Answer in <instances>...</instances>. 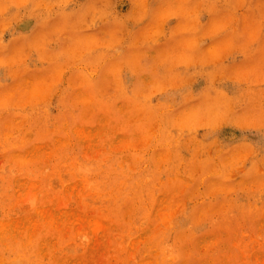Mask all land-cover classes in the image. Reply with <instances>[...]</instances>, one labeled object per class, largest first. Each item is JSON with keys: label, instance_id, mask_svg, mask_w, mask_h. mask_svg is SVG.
<instances>
[{"label": "rangeland", "instance_id": "374dc122", "mask_svg": "<svg viewBox=\"0 0 264 264\" xmlns=\"http://www.w3.org/2000/svg\"><path fill=\"white\" fill-rule=\"evenodd\" d=\"M149 3L155 20L137 25L144 12L140 0H90L89 6H106L110 15L94 27L87 15L79 38L115 44L126 57L147 52L165 61L162 72L171 68L175 87L165 95L159 77L145 76L143 91L155 94V105L157 98L167 101L190 89L197 99L185 110L184 124L195 131L157 121L147 109L129 115L127 96L114 101L115 87L104 73L90 102L76 69L56 72L52 58L71 46L72 35L57 32L59 8L46 25L37 27V19L13 24L0 40V80H6L0 100L9 104L0 114V192L10 214L0 228L20 245L46 229L43 252L56 264H159L163 233L192 207V230L180 238V264H264V0ZM237 33L245 42L230 45L227 37ZM202 34L208 43L196 63L185 66L187 49ZM250 36L257 39L251 47ZM245 81L255 82L250 91ZM69 85L73 90L62 101ZM77 98L82 103L69 117L68 104ZM233 99L241 105L232 118L217 121L219 101ZM66 154L77 162H59ZM41 188L50 197L42 209L35 195ZM29 205L39 210L25 215ZM209 217L215 225L197 234Z\"/></svg>", "mask_w": 264, "mask_h": 264}, {"label": "clouds", "instance_id": "9594fccd", "mask_svg": "<svg viewBox=\"0 0 264 264\" xmlns=\"http://www.w3.org/2000/svg\"><path fill=\"white\" fill-rule=\"evenodd\" d=\"M144 6V12L140 18L136 21L139 25L141 21L147 20L149 25L155 20V13L157 10L151 9L149 0H140ZM203 2V0H201ZM90 0H0V40L3 37V31L11 28L13 24L22 23L24 20L37 19V27L46 25L48 20L53 18V9L59 8L60 11L56 13L59 19L62 21V27L57 29L59 34L64 32L72 33L68 39L71 42V46L61 52H59L54 58L52 63L57 65L56 72L63 74L65 71L76 69L80 76L84 78V83L81 85L89 93V101L95 100V88L96 82L101 73H104V80L115 87L113 94L114 101H118L121 95L127 96L130 102L129 115L136 109L149 110L153 113L155 119L160 122H166L170 125L181 128L182 131L189 134L195 131V127L187 126L184 124V113L187 108L193 106V102L197 99L191 93L190 89L178 92L176 96L171 97L169 100L164 101L162 99H156V104L153 105L152 100L155 94L146 96L143 89L145 87L143 77H159L156 81L158 86L164 90V94H167L168 89L175 87V84L168 77V71L171 68L162 72L165 69V61L153 60L147 52L142 55L134 57H126L122 48H117L115 44H89L83 39L79 38L80 25L85 23V17L91 15L93 17L92 23L89 27L97 26V20L102 17L110 15L105 9H97L94 5L89 6ZM86 9V11H84ZM41 10L45 14L43 20L39 19ZM202 19V17H201ZM203 27V25H201ZM261 30H264V18L261 20ZM199 31V29H197ZM162 34V33H161ZM23 36V33L17 34ZM129 37L135 38V32L130 31ZM168 39H172L173 36L169 35ZM229 44L231 45L235 41L245 42L243 33H237L233 36L227 37ZM119 43V42H117ZM208 43L206 35L202 34L198 43L194 48L189 47L186 52L187 59L185 60V66L194 65L196 60L194 59L198 52H200L204 45ZM246 43L249 47L256 45L257 39L255 37H248ZM135 44L130 45L134 47ZM98 48H103L104 51L97 52ZM38 51V49H35ZM235 62L237 57H231ZM40 58L38 57L37 62ZM111 62V63H110ZM4 65V61L0 60V67ZM244 83L250 86L254 81H245ZM260 83H264L261 80ZM6 84V80H0V87ZM53 89L60 87V81L54 80L52 83ZM182 87V86H181ZM72 86L63 90L61 100L63 101L72 91ZM82 102L79 98L69 102L68 108L69 117H72V112L75 111ZM241 101L239 99L233 100H220L218 108L213 113L214 118L217 121H225L234 115V107H239ZM9 104L4 100H0V114H3L8 110ZM118 112L119 110H114ZM65 123H68L66 119ZM70 127L73 125H69ZM197 127H204L205 124L196 125ZM180 139L183 138L181 135ZM194 139V136H191ZM69 164H75L76 157L74 154H66L64 161ZM35 179V177H34ZM150 179V178H149ZM40 201L41 209L47 203L50 198L46 190L41 188L39 192L35 194ZM4 193L0 192V225L5 220L10 218V214L4 211L5 205L3 202ZM25 204L29 202L24 201ZM30 212L25 215L33 214L29 205ZM194 209L189 207L185 209L174 222V226L170 231H166L162 235L163 242L157 245L159 251V264H180L181 257L183 255L181 250V236L189 234L192 230V212ZM215 220L209 217L204 224L195 229L197 234H203L209 230V226L215 225ZM47 234L46 229H41L36 232L35 235L27 239L23 245L15 243L16 236L14 233L6 231L0 228V259L7 262V264H56V260L52 258L51 253L48 254V259H45L43 248L47 247L44 243V238ZM27 235V234H25Z\"/></svg>", "mask_w": 264, "mask_h": 264}]
</instances>
